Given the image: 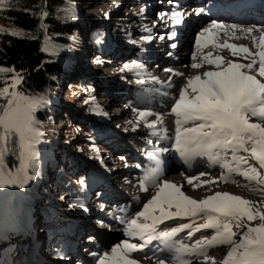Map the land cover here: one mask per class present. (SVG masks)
<instances>
[{
    "label": "snow or ice",
    "instance_id": "snow-or-ice-1",
    "mask_svg": "<svg viewBox=\"0 0 264 264\" xmlns=\"http://www.w3.org/2000/svg\"><path fill=\"white\" fill-rule=\"evenodd\" d=\"M8 6L9 0H0V8ZM203 11L204 9H197V12ZM40 15L43 20L48 16V12L42 11ZM164 15L161 14L162 19ZM172 16L174 24L182 23L181 12L174 11ZM44 27L46 26L41 23V28ZM4 31L0 28V34ZM237 31L245 35L259 31L258 38L251 36L258 51L253 53L247 46L238 48L234 44L225 42L221 45L217 42L221 32L235 36ZM8 34L24 35L16 29L8 30ZM176 35V31H172L171 36ZM144 39L151 40L152 37L146 36ZM209 44L227 47L232 50L234 56L240 53L247 54L244 58L251 59L246 64L225 62L223 57L213 58L209 53L201 57L202 63L191 64L190 67L198 69L207 63L215 65L216 70L188 77L187 83L181 85L178 97L173 98L170 114L175 116L176 125L174 151L186 162L196 156H207L220 162V153L230 152L231 159H224L220 164L227 170V174H222L221 177L224 182H228L232 174H237L249 182L244 187H250L254 182L255 185L261 186L256 190L264 193V171H261L264 170V30L240 29L237 25L227 26L213 20L208 27L200 31L196 40L197 49L207 47ZM171 46L176 47L175 44ZM192 58L195 61L197 56L193 55ZM96 62L103 63L99 58ZM132 70H137L139 75L144 70V65L133 61L131 64H124L121 69ZM175 75L183 76L184 73L176 72ZM23 79L22 73L17 72L14 66H0V83L4 85L0 87V101H3L0 102V188L17 184L22 187L28 180L35 178L34 173L39 167L37 146L41 143L43 132L36 112L46 108L49 100L47 95H26L21 91L19 86ZM152 79L159 82L155 77ZM137 83L144 84L145 81L138 79ZM168 86L171 87V83ZM163 95L168 93L165 92ZM91 100L94 101L95 98ZM136 111L138 122L142 121L153 134L156 133L158 125L164 123L161 114ZM100 114L107 116L102 110ZM153 115L156 119L149 121L147 117ZM253 118L257 122H253ZM95 150L98 152V149ZM241 152L247 156L240 155ZM9 154L14 155L19 161L14 171L9 169L6 163ZM147 156L149 160L155 161V167L146 171L140 188L147 192L151 185L156 188V193L143 205V211L127 221V235L132 238L139 237L144 242L133 243L126 239L112 247L110 252L97 256V264H139V260L132 254L144 252L153 239L164 243L165 249L172 254V264H215L214 257L209 253L219 246L230 247L222 264H264V211L257 208V202L227 192H215L204 199H194L185 194L182 190L183 185H177L167 179L161 181L162 168L157 152L149 151ZM249 158L256 161L258 167L256 165L244 167L248 164ZM30 172L33 174L30 175ZM198 179L199 177H189L187 184H193V181ZM173 208L175 211L171 210ZM176 218L203 219L204 223L195 227L184 223L171 231H159L160 225ZM245 218L249 221L248 224L242 222ZM253 221L259 222L252 226ZM234 227L246 230L237 232L233 230ZM186 229H191L188 232L189 238L202 230H214V235L198 239L191 245L172 239ZM155 254L153 252V255ZM145 258H148L147 253ZM157 264H166V261L158 259Z\"/></svg>",
    "mask_w": 264,
    "mask_h": 264
},
{
    "label": "rangeland",
    "instance_id": "rangeland-1",
    "mask_svg": "<svg viewBox=\"0 0 264 264\" xmlns=\"http://www.w3.org/2000/svg\"><path fill=\"white\" fill-rule=\"evenodd\" d=\"M161 1L85 0L83 4L67 3V8L71 12L76 11L81 17L91 19L90 21L95 22L97 26L99 25L104 29L106 45L104 46V40L100 39L99 36L96 41H93L92 38L89 40L88 38L76 35L72 37V44L65 47L60 46L49 37L44 41L43 50L47 48L46 52L56 56L65 62L68 67H71V75L66 79L65 85L58 89L57 93L47 95L49 100L48 106L42 109H48L51 117L50 120H39L43 136L41 143L37 146L39 149V167L34 173L35 178L28 180L22 187L17 184L0 188V264L7 255L8 248H14L15 252L19 251L22 255L32 252L33 254L29 256H32L30 257L31 263H35L34 258L38 257L37 245L41 242L44 243L42 252L45 253L46 242L49 240H52L54 252L51 253L49 251L51 254L48 256L50 258L57 257L56 253L58 254V251L56 249H58L61 240L65 238L70 223L83 218L85 209L93 208L92 210L97 209L102 211L106 207L102 203L99 204L103 200H101L99 195L95 194V189L91 191V184L93 183L91 180L92 173L96 172V167L99 166L105 173L115 174L116 170L120 167L122 169L123 167L128 168L133 165L129 162L125 166L124 160L121 159L124 156L119 154V151L111 148L105 142L103 135L107 134L105 130L109 128L110 131L121 134L123 138V141H121L122 145L128 140L133 147L138 148L139 146L137 143L138 139L130 140L126 136L140 137V132L146 127L142 121L138 122V111L136 110L139 109L134 107L129 100V97L136 92V87L134 86L137 80L143 78L137 76V70L121 71V69L124 64H131L133 61L142 64V50L140 49L150 42L158 44L161 40L160 37H164L163 35H154V32L151 31V23L161 16V10L166 7L161 4ZM151 9L154 10V14L151 17V21H148L150 25L145 27L144 24L139 22V19L148 18ZM0 28L8 31L9 24L0 19ZM97 35L98 32L96 31L95 36ZM146 36H151L152 39L145 40L144 37ZM185 51H187L186 48H183L181 53ZM54 52L56 54H53ZM97 58L103 61V63H97ZM150 65L152 66V62ZM152 68H155V66L153 65ZM76 74H80V78L78 77L81 79L80 82L79 80L76 81ZM91 81L95 85L89 84ZM19 89L22 91V87L19 86ZM24 93L26 95H33ZM124 94L127 96L126 101H118V99L123 98ZM93 97L95 98L94 101L91 100ZM85 101L90 102L85 103ZM97 105L99 108H97ZM64 110L70 111L74 116H80L83 122L78 121L73 125H68L61 118ZM100 110L106 112L107 116L101 115ZM121 112L123 113L121 114ZM129 121L132 123H129ZM80 122L83 125L79 124ZM95 149H98V152ZM231 155L230 152H221L220 159L230 160ZM240 155L247 156L243 152ZM74 157L78 159L79 166L74 167L71 173L64 171V169L63 175L68 179V181L66 180L67 183L62 189L53 190L49 183L50 180L47 178L51 174L46 169L48 163L52 167L53 159V162L57 166L60 165L59 163L62 164V162L63 164H67ZM114 158L119 159L122 163L118 160L115 161L116 163L111 164L110 160ZM102 162L105 163L104 166H100V164H103ZM248 165H256L258 167L257 162L251 158L248 159V164L244 165V167ZM85 169L90 172H87ZM58 170L60 172V169ZM202 173L204 175H201ZM222 173L223 171L217 169L212 173L201 171L195 174L194 177L201 176L202 179L200 178L196 180V183L190 184L188 187L189 191L196 196H205L214 193L216 190H229L237 194L243 192V196L264 201V193L256 190L261 186L255 185L253 182L250 187H244L249 182L237 174H232L228 182H224V180L220 181ZM32 174L30 172V175ZM54 176L55 174H53ZM121 176L115 175L117 182H119V187L122 188L123 183L119 178ZM207 181L215 182L204 183ZM194 185H199V187H194ZM155 193L156 188L153 187L149 197L151 198ZM12 196L14 198L13 201L9 199ZM87 198L90 206L81 203V201L83 202ZM42 206H45L51 214L49 219L45 218L43 228H41V219L43 218L40 217L41 212H44ZM257 208L260 211H264V203L258 204ZM171 210L175 211L174 208ZM93 214L88 215V222L91 224V220L96 217ZM173 220H168L160 225L159 231H171V229L179 227L184 223L192 224L193 227L204 223L203 219L194 218H183L181 220L176 218ZM242 222L244 224L249 223L246 218ZM258 222L253 221L251 224L255 226ZM21 229H26L27 231L23 232ZM50 229L53 230L50 231ZM190 230L186 229L185 235L187 237H189L188 232ZM233 230L242 232L246 229L234 227ZM34 234L37 236V239H34V246L27 245L26 250H29H24L22 243L28 240L31 241V239L26 240V238H33ZM85 234L81 238H78L82 248L85 247ZM212 235H214V230H202L196 232L190 240L194 244L196 240L203 237L210 238ZM119 238H122V236ZM236 239L238 240L239 236ZM34 247L35 251H32ZM218 248L221 250L219 253L222 255L230 250L229 246H219ZM222 250L225 251L222 252ZM25 251L26 253H24ZM46 260L52 264H56L51 259L46 258ZM76 261H71L69 264H76ZM143 262L157 264L150 259ZM38 264H46V262L38 261Z\"/></svg>",
    "mask_w": 264,
    "mask_h": 264
},
{
    "label": "bare ground",
    "instance_id": "bare-ground-1",
    "mask_svg": "<svg viewBox=\"0 0 264 264\" xmlns=\"http://www.w3.org/2000/svg\"><path fill=\"white\" fill-rule=\"evenodd\" d=\"M176 4L177 0H171L170 4H168L169 6L164 7V9L161 11L162 14H165L163 19L160 16L151 23L152 30L151 28L150 30L154 32V35H167V37L161 39L159 41L160 43L158 44L150 42L148 45H144L140 49L142 50L141 60L142 64L144 65V70L141 71L137 76L142 77L145 83H136L134 86L136 87V92L134 95L129 97L132 105L138 108L139 111H151L153 113L161 114L164 118V123L162 125H158L155 134H153L149 128L145 127L140 132V137L134 138L131 135H127L126 137L130 138V140L138 139V148L133 147V145H131L128 140L122 145L121 141H123V138L121 134L116 133L115 131H110L109 128H107L105 130L107 134L103 135L105 142L108 143L111 148L119 151V154L125 157V159H123L125 164L130 162V164H133L134 166L132 165L128 168L123 167L122 169L120 167L116 170L115 174L105 173L102 168L99 166L96 167V172L94 171V173H92L93 175L91 180L93 183L91 184V191L95 189V194L99 195L101 200H103V202H99V204L102 203V205L106 206L105 209L102 211L97 209L92 210L93 208L87 209L84 212L83 218H80L79 221L71 222L66 231L65 238L61 240L58 249H56V251H58V254L56 253L57 257L50 258L48 256L54 252L52 240H49L46 242L45 246V253L47 254L42 252L44 243H39L37 245L38 257L34 258L35 263H31L32 260L30 257L32 256L29 255L33 253H26V251L29 250H26V248L27 245L32 247L34 246V239H37V236L34 234L33 238L25 236L28 237L26 240L31 239V241L28 240L27 242L25 241L22 243L24 250H26L24 253L26 254L22 255L21 252H15V249L12 248L7 252V255L4 257L1 264H38V261H44L46 264H52L47 261L46 258L53 260L56 264H69L71 261L76 260V264H97V256H101L106 252H110L112 247L121 244L125 239H128L133 243H143L144 241L139 237L132 238L127 235V221L134 218L138 211H143V205L149 199H151L149 195L152 193L153 187L149 185V190L147 192L142 191L140 188L141 181L146 171L149 168L155 167V161L148 159L147 152L149 151H154L159 154V159L161 161L160 167L162 168L161 181L167 179L176 183L177 185H183L182 190L185 192V194L194 199L201 200L213 195L215 192H227L257 202V205L262 204L260 203L262 200L243 196V192H239L241 194H237L229 190H216L214 193H210L205 196H196L188 189L190 184H187V178L194 177L195 174L201 171L212 173L218 169L223 171L222 174H227V170L220 166L224 160L220 159V162H217L214 159H209L207 156H196L186 162L179 156L177 152L174 151L176 125L174 123L175 116L170 114L171 107L173 106V98L178 97L181 85L187 83L188 77L197 74L202 75L205 71L216 70L215 65H209L207 63H204L203 67L198 69L190 67L193 63H202V56L211 53L213 58H215V56H221L225 59V62L234 61L245 64L250 62L251 57L245 59L244 57L247 54L243 53L234 56L231 49L227 47H216L213 44H209L207 47L202 49H197V47H195L196 49L193 48V43L196 44V40L200 31L203 28L209 26L208 23H206L207 19L204 17H196L194 13L190 11V8L184 9V6L174 7ZM174 11H179L182 13L183 19L182 23L179 25H176L173 22L174 17L172 16V13ZM153 14L154 10L151 9L148 18H140V21H138L147 27L150 25L148 21H151ZM227 26H231V24H228ZM245 26L249 27V25ZM172 31H176L179 39L177 37L175 38L171 36ZM259 35L260 32L258 31H254L251 35H245L244 33L237 31L235 36L221 32L217 42L221 45L227 42L237 45L238 48L241 46H247L250 51L254 53L258 51V49L255 47V43L253 42L251 36H256L258 38ZM178 40L187 51L181 53V51L173 49L171 45L174 41L177 42ZM109 42L113 43L111 41ZM157 50L158 52H156ZM163 52H165V54H163ZM193 55L197 56L195 61L192 58ZM151 62L152 66L154 65L155 68H152L150 65ZM167 69H171L172 71H167ZM176 72L184 73V75L177 76L175 75ZM153 77L157 78L159 82H154L152 79ZM169 83H171V87L168 86ZM165 92H167L168 95H163ZM126 97V94H124L123 98L118 99V101L123 100V102H125ZM122 113L123 112H121V114ZM147 119L149 121L155 120L156 116H149ZM253 122H257L256 119H253ZM122 135L124 136V134ZM108 144L106 145L108 146ZM118 160L119 159L114 158L113 160H110V163L114 164L116 163L115 161ZM119 162L122 163L120 160ZM185 163L186 166H188L187 169H185V166H183ZM104 165L105 163L100 164V166ZM137 165H140V167H137ZM85 170L90 172L87 169ZM115 175H122L119 177L121 179L119 180L123 183L122 188L119 187V182H117ZM198 177L199 179H202L201 176ZM219 180L221 181L223 179L220 178ZM194 183H196V180L193 181V184ZM50 184L53 190L56 189L54 184ZM81 203L83 205L90 206L88 198L83 200V202L81 201ZM91 213H94L100 219L106 221V223L104 222L106 225L105 229H103V226L99 227L95 224L99 220L96 219L97 217L91 220L92 224L88 222V215ZM179 219L181 220V218ZM41 224V228H43V223ZM48 224H50V222H48ZM79 226L81 227L79 228ZM26 229L29 230L28 228ZM26 229L21 230L26 232ZM51 230L53 229H50V231ZM88 232L90 234L88 235V238L84 240V245L85 248H89L91 250L90 253H87L83 250L81 242L78 239ZM185 232L186 230L178 233L172 239L176 242H184L189 245L193 244L190 238L185 235ZM94 236H96V238H94ZM121 236L122 238H119ZM88 239L95 240L91 241L90 243H86V240ZM32 251H35V247L32 249ZM49 251H51V253H49ZM224 251L225 250H222V252ZM229 251H226L222 255L219 253L221 250L217 247L212 249L209 255L214 257L215 264H222ZM153 252L156 254L153 255ZM93 253L97 255L93 256ZM145 253H147L148 258H145ZM132 256L139 260V264H147L143 261L149 259L156 263L158 259H165L166 264H172V254L165 249L164 243L158 239H153L151 243L147 245L144 252L133 253ZM193 260L195 261V258H193Z\"/></svg>",
    "mask_w": 264,
    "mask_h": 264
},
{
    "label": "trees",
    "instance_id": "trees-1",
    "mask_svg": "<svg viewBox=\"0 0 264 264\" xmlns=\"http://www.w3.org/2000/svg\"><path fill=\"white\" fill-rule=\"evenodd\" d=\"M85 0H9L7 8L0 9V19L9 24V30L16 29L24 33L23 36H12L5 31L0 34V66H14L17 72H21L23 79L22 91L33 95H49L57 93L58 89L65 85V81L71 75V67L56 56L43 50L44 41L50 38L60 46L72 44V37L82 36L96 41L99 36L105 42V31L97 26L91 19L81 17L76 11L71 12L67 3L83 4ZM47 11L48 16L41 20V12ZM41 23L46 27L41 28ZM98 35L95 36V32ZM10 77L11 74H8ZM80 74H76V81H81ZM89 84H94L93 81ZM95 85V84H94ZM0 83V87H3ZM3 102V101H0ZM89 107V106H88ZM48 109L36 112L38 120H50ZM68 125L75 122H83L80 116H74L70 111H65L61 116ZM79 124H82V123ZM83 125V124H82ZM82 127V126H81ZM45 157V156H42ZM61 161V160H60ZM6 163L11 170L18 167L19 161L12 154L6 157ZM56 165L52 159V167L48 163L46 168L51 172L47 177L55 185L56 189H62L68 179L63 175V170L73 172L74 167L79 166L78 159L74 157L67 164ZM60 169V172L59 170ZM53 172V173H52ZM32 174V173H31ZM53 174L55 176L53 177ZM67 180V181H66ZM14 200L13 196L9 198ZM44 208L40 216L49 219V210ZM51 222V220H50ZM10 250V248H8ZM8 250V251H9Z\"/></svg>",
    "mask_w": 264,
    "mask_h": 264
},
{
    "label": "water",
    "instance_id": "water-1",
    "mask_svg": "<svg viewBox=\"0 0 264 264\" xmlns=\"http://www.w3.org/2000/svg\"><path fill=\"white\" fill-rule=\"evenodd\" d=\"M20 87H23V82H22V84L20 85Z\"/></svg>",
    "mask_w": 264,
    "mask_h": 264
}]
</instances>
